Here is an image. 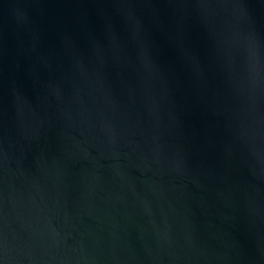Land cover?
<instances>
[{"label": "water", "instance_id": "water-1", "mask_svg": "<svg viewBox=\"0 0 264 264\" xmlns=\"http://www.w3.org/2000/svg\"><path fill=\"white\" fill-rule=\"evenodd\" d=\"M0 264H264V0H0Z\"/></svg>", "mask_w": 264, "mask_h": 264}]
</instances>
